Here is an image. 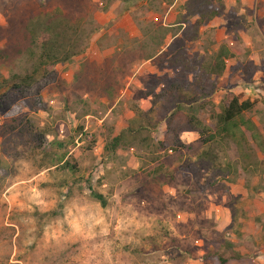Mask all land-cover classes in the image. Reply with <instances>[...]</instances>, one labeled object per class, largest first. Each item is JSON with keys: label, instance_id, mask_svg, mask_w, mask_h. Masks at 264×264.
Returning a JSON list of instances; mask_svg holds the SVG:
<instances>
[{"label": "rangeland", "instance_id": "374dc122", "mask_svg": "<svg viewBox=\"0 0 264 264\" xmlns=\"http://www.w3.org/2000/svg\"><path fill=\"white\" fill-rule=\"evenodd\" d=\"M94 1L100 31L82 57L57 66L65 84L77 70L117 54L138 35L137 20L159 22L164 44L135 64L126 82L119 80L112 101L98 85L79 98L65 92L67 100L52 88L41 91L42 109L0 88L8 95L0 99V264H215L202 259L212 243L247 246L241 229L249 230L264 206V0H221L217 18L182 23L184 0L143 1L135 12L120 0ZM63 5L0 0V48L7 36L16 42L19 20L31 11H62ZM87 10L82 16L88 20L93 7ZM33 61L27 52L0 60V80ZM230 81L252 104L229 137L203 142L211 129L200 137L189 118L197 115L202 91L218 111ZM82 118L86 136L75 133ZM132 119L140 125L129 126ZM167 123L184 144L176 151L159 144ZM115 135L121 145L107 153ZM58 140L69 141L65 148L78 171L57 162ZM89 187L104 196V206ZM256 240L264 245V236ZM254 262L246 264H261Z\"/></svg>", "mask_w": 264, "mask_h": 264}, {"label": "trees", "instance_id": "16d2710c", "mask_svg": "<svg viewBox=\"0 0 264 264\" xmlns=\"http://www.w3.org/2000/svg\"><path fill=\"white\" fill-rule=\"evenodd\" d=\"M59 1L64 3L62 11L37 9L31 11L27 17L21 18L19 20V38L16 42H13L10 36H7L5 46L0 48V60H7L26 52L34 56V61L25 66L21 73L12 71L8 77L2 78L0 88L13 92L20 97L28 98L42 109H46V106L42 101L41 91L52 88H55L61 94L64 93L65 100H67L68 97L65 92L79 98L81 95L94 90L98 85L101 91L105 92L108 97L110 96L109 99L112 101L114 96L118 95L119 86L122 85L119 80H122V83L126 82L133 66L140 61L154 57L164 44L163 28L159 22H156L155 19L137 20L138 35L130 38L129 41L127 40L124 45L119 47L117 54L106 58L102 64H96L95 67L92 65L77 70L70 82L65 84L56 72L57 66L69 61L74 56L82 57L91 41L92 34L94 36L100 31V25L94 19L97 3L94 0ZM120 1L125 3L126 10L132 9L135 12L141 2L151 3L152 0ZM216 4L218 6H215ZM92 7L93 16H91V13L87 20L82 14H86L89 11L87 9ZM183 7L186 9V13L179 21L180 23L187 22L188 18L192 16H197L204 21L209 20L220 13L218 7H223V3L221 0H184ZM134 17L136 19L135 15ZM11 26L7 29L14 33ZM0 36L4 37L2 26H0ZM223 52L224 47H219L216 58H221ZM221 71L222 69L219 66L215 69L216 73ZM202 89L200 90L202 91ZM208 93V91H202L201 102L196 108L197 115L189 118V122L194 123L190 124V129L195 130L200 137L204 135L206 130L211 129L212 132L206 138H203V142H212L217 138L225 140L231 135V130L238 124V119L243 122L240 115L250 107L252 102L243 99L241 93H234L228 89L222 94L221 105L219 110L216 111L211 109L207 103L206 97L210 94ZM7 97V92L6 94H0V99ZM85 114L86 112L83 111L81 116L83 117ZM79 123L75 133L86 136L87 132L83 130V118ZM127 123L129 126L140 125L136 122V119H132ZM165 133L166 137L159 141L160 146L174 151L184 146L175 126L167 123ZM70 137V142L73 144L72 136ZM68 142V140H58L54 144L63 149L57 157V162L62 168H67L72 173L78 171V168L74 162L75 159L71 160L73 159L72 154L68 153L65 148ZM120 145L119 135H115L106 145L105 150L107 153H112ZM203 155L210 160H214L216 157L212 151H204ZM89 189L91 196L104 206L106 204L104 196L91 190V187ZM212 246V249L207 250L202 255L203 260H210L215 264H246V261H250L248 256L236 252L233 248V242L228 239L212 243Z\"/></svg>", "mask_w": 264, "mask_h": 264}, {"label": "crops", "instance_id": "0c3cea01", "mask_svg": "<svg viewBox=\"0 0 264 264\" xmlns=\"http://www.w3.org/2000/svg\"><path fill=\"white\" fill-rule=\"evenodd\" d=\"M243 11H244V8L243 7H240L239 8V14L242 13ZM216 16H218V15H216ZM221 19L223 20V18H221ZM223 23L225 24L226 22H223ZM253 46H256L257 47L256 48V51H257L258 50V47L260 46V43L258 44L257 42H254L251 45V47H253ZM146 61H148V60H146ZM225 61H227V60H225ZM224 76H225V74H223V76H221V78H224ZM225 77H227V76H225ZM229 84L231 85L230 87H228L229 90L233 91L234 93H241L242 92L241 90L236 89V87H237L236 84H235L236 85L235 86L234 84H232L231 81L229 82ZM262 86H263V82H262ZM223 90H226V88H224ZM261 94L264 97V91L263 90L261 91ZM247 97H248V94L245 91L244 94H242V98L245 99ZM263 173H264V171H263ZM258 194L261 195V194H263V192L261 191ZM261 200L264 203V198H262ZM262 213H264V206H263V208L260 211H256L254 213V216H252L251 219L249 220V230L248 229H245V230H243L245 232H243L242 229H241V233H240L239 238L242 240L245 237H249L250 238L249 239L250 242L249 243L246 242L248 245L247 246L246 245H242L241 247H235L234 246L233 248H234V250L236 252L240 253L241 255L248 256V258L250 259L249 262H251L252 260H253V262L255 260H257L261 264H264V260H262L261 258L258 259V256H260V255L264 257V245L260 247V245H258V241L256 240V237L262 238V236H264V232L263 233H258L261 228H264V227H262V225H264V216H262ZM248 231H251V232H248ZM251 233H255V236H254V234H251ZM229 241L232 242V240H229Z\"/></svg>", "mask_w": 264, "mask_h": 264}]
</instances>
